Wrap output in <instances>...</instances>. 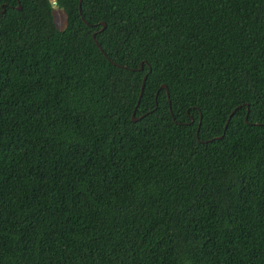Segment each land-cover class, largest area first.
Segmentation results:
<instances>
[{
    "label": "trees",
    "instance_id": "16d2710c",
    "mask_svg": "<svg viewBox=\"0 0 264 264\" xmlns=\"http://www.w3.org/2000/svg\"><path fill=\"white\" fill-rule=\"evenodd\" d=\"M59 4L0 0V264H264V0Z\"/></svg>",
    "mask_w": 264,
    "mask_h": 264
},
{
    "label": "water",
    "instance_id": "95a60500",
    "mask_svg": "<svg viewBox=\"0 0 264 264\" xmlns=\"http://www.w3.org/2000/svg\"><path fill=\"white\" fill-rule=\"evenodd\" d=\"M78 8H79V11H80V10H81V0H79ZM18 9H20V7H18ZM101 25H102L103 28L105 27V24H104V23H102ZM92 38H93V40L95 41L97 47L100 49L99 44H98V43L96 42V40H95V34H93ZM142 68H143V62L140 64V70H141ZM146 78H147V75H145L144 78H143L142 85H141V90H140V94H139V99H140L141 96H142L143 89H144V83H145V81H146ZM161 88L166 89V94H167V96L169 97V93H168V91H167V87H166V85L163 84V85L161 86ZM138 104H139V102H137L136 108L138 107ZM235 111H236V109H234V110L231 112V114L229 115V117H228V119H227V121H226L225 128H224L225 130H226V127H227V124H228L229 120L231 119V117L233 116V114L235 113ZM134 113H135V111L133 112V116H134ZM141 118H142V117H140V118H138V119H134V118H133L132 120H133V122H136L137 120H139V119H141ZM220 138H221V137H220Z\"/></svg>",
    "mask_w": 264,
    "mask_h": 264
},
{
    "label": "rangeland",
    "instance_id": "374dc122",
    "mask_svg": "<svg viewBox=\"0 0 264 264\" xmlns=\"http://www.w3.org/2000/svg\"><path fill=\"white\" fill-rule=\"evenodd\" d=\"M53 14L56 19L57 28L59 30H63L66 27V20L64 13L61 10L55 8Z\"/></svg>",
    "mask_w": 264,
    "mask_h": 264
},
{
    "label": "clouds",
    "instance_id": "9594fccd",
    "mask_svg": "<svg viewBox=\"0 0 264 264\" xmlns=\"http://www.w3.org/2000/svg\"><path fill=\"white\" fill-rule=\"evenodd\" d=\"M48 3L53 9L60 7L59 0H48Z\"/></svg>",
    "mask_w": 264,
    "mask_h": 264
}]
</instances>
